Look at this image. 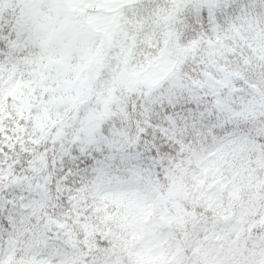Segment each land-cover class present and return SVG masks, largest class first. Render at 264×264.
Masks as SVG:
<instances>
[{
    "label": "snow or ice",
    "instance_id": "snow-or-ice-1",
    "mask_svg": "<svg viewBox=\"0 0 264 264\" xmlns=\"http://www.w3.org/2000/svg\"><path fill=\"white\" fill-rule=\"evenodd\" d=\"M0 264H264V0H0Z\"/></svg>",
    "mask_w": 264,
    "mask_h": 264
}]
</instances>
